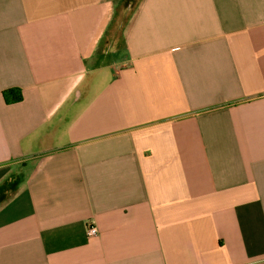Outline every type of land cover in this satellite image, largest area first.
<instances>
[{"label":"crops","instance_id":"obj_1","mask_svg":"<svg viewBox=\"0 0 264 264\" xmlns=\"http://www.w3.org/2000/svg\"><path fill=\"white\" fill-rule=\"evenodd\" d=\"M0 264H264V0H0Z\"/></svg>","mask_w":264,"mask_h":264},{"label":"trees","instance_id":"obj_2","mask_svg":"<svg viewBox=\"0 0 264 264\" xmlns=\"http://www.w3.org/2000/svg\"><path fill=\"white\" fill-rule=\"evenodd\" d=\"M4 100L8 104L20 102L23 99L22 91L18 88H11L3 91Z\"/></svg>","mask_w":264,"mask_h":264},{"label":"built area","instance_id":"obj_3","mask_svg":"<svg viewBox=\"0 0 264 264\" xmlns=\"http://www.w3.org/2000/svg\"><path fill=\"white\" fill-rule=\"evenodd\" d=\"M98 234V229L96 227H88V235L95 236Z\"/></svg>","mask_w":264,"mask_h":264}]
</instances>
